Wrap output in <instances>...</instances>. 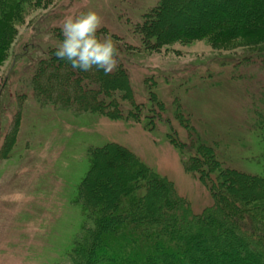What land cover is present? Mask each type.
<instances>
[{
    "label": "rangeland",
    "instance_id": "rangeland-1",
    "mask_svg": "<svg viewBox=\"0 0 264 264\" xmlns=\"http://www.w3.org/2000/svg\"><path fill=\"white\" fill-rule=\"evenodd\" d=\"M39 1L41 7L19 26L10 57L0 66V264H65L64 255L83 225L77 189L91 147H126L172 182L195 214L210 207L208 190L185 171L184 157L172 144L175 137L196 144L195 136L174 118L176 103L200 142L212 146L215 155L240 159L255 151L244 166H232L252 175L262 173V164L253 161L260 152L258 138L248 129L264 114V68L243 64V46L215 50L206 38L147 54L135 36L161 0ZM88 11L101 18L98 33L116 37V45L123 38L136 47H131L134 56L121 62L129 70L137 103H149L147 79L155 82L153 90L166 103L167 112L155 131L132 121L77 117L38 100L31 76L46 49L58 47L51 31L59 40L63 18Z\"/></svg>",
    "mask_w": 264,
    "mask_h": 264
},
{
    "label": "trees",
    "instance_id": "trees-1",
    "mask_svg": "<svg viewBox=\"0 0 264 264\" xmlns=\"http://www.w3.org/2000/svg\"><path fill=\"white\" fill-rule=\"evenodd\" d=\"M40 3L0 0V66L10 57L19 26ZM139 26L135 38L141 39L138 48L144 53L208 38L215 50L243 46V64L264 68V0H161ZM51 36L58 45L63 39H55L52 31ZM120 41L117 67L108 75L73 70L54 56L55 48L46 49L31 76L38 100L77 117L132 121L155 131L167 112L166 103L153 90L152 79L145 82L149 103H137L129 70L121 62L133 57L136 47ZM173 112L196 144L177 137L172 144L184 157L185 171L199 179L213 204L195 214L172 182L126 147H91L77 189L83 225L64 255L65 264H264V114L248 129L260 146L253 161L262 164V173L252 175L232 165L244 166L255 151L240 159L221 158L200 142L180 103Z\"/></svg>",
    "mask_w": 264,
    "mask_h": 264
},
{
    "label": "clouds",
    "instance_id": "clouds-1",
    "mask_svg": "<svg viewBox=\"0 0 264 264\" xmlns=\"http://www.w3.org/2000/svg\"><path fill=\"white\" fill-rule=\"evenodd\" d=\"M101 18L94 11L68 15L60 24L62 41L54 52L73 70L101 71L108 75L117 67L118 49L110 34L100 33Z\"/></svg>",
    "mask_w": 264,
    "mask_h": 264
}]
</instances>
